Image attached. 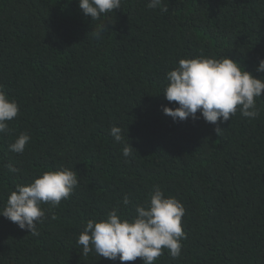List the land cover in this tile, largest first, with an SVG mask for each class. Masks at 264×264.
<instances>
[{
  "label": "trees",
  "instance_id": "1",
  "mask_svg": "<svg viewBox=\"0 0 264 264\" xmlns=\"http://www.w3.org/2000/svg\"><path fill=\"white\" fill-rule=\"evenodd\" d=\"M148 3L124 0L92 21L79 0H0V85L20 105L0 135V208L17 183L44 171L67 166L79 178L69 199L42 206L39 236L0 217V264H121L81 255L83 224L117 206L130 217L156 185L186 214L180 257L165 249L155 264H264V98L258 118L238 111L220 136L203 119L174 122L161 110L175 106L163 90L180 59L227 55L264 75L254 72L264 58V0ZM101 22L109 30L97 40L89 33ZM23 132L25 152L9 151Z\"/></svg>",
  "mask_w": 264,
  "mask_h": 264
},
{
  "label": "clouds",
  "instance_id": "2",
  "mask_svg": "<svg viewBox=\"0 0 264 264\" xmlns=\"http://www.w3.org/2000/svg\"><path fill=\"white\" fill-rule=\"evenodd\" d=\"M124 0H79L83 14L92 21L101 20L102 15L121 9ZM162 0H149L150 9L160 6ZM161 11H167L162 8ZM107 22H101L89 33L94 39H102L109 30ZM255 73L264 74V58L257 61ZM167 86L163 90L165 99L174 107L162 106V112L174 122L203 119L215 125L214 132L220 136L219 126L232 119L239 111L244 118L260 116L257 100L264 98V75L257 78L247 70L242 61L224 55L198 56L180 59L177 66L166 75ZM199 113V115H197ZM20 114L16 98L10 97L0 85V135L8 134L9 122ZM110 135L122 145L125 158L136 151L131 142L124 140V130L116 125L110 128ZM27 132L20 133L8 150L23 154L30 143ZM8 171L18 174L20 169L6 165ZM81 178V177H80ZM79 186L78 172L67 166L44 171L30 183H17L10 192L6 204L0 208V217L16 224L19 229L39 236V226L47 219L42 207L45 203L53 208L67 200ZM127 207L131 200L123 199ZM134 214L126 217L119 206L112 208L104 218L89 219L83 224L77 244L82 246L81 255L90 253L110 261L117 259L121 264L142 259L143 264H155L167 249L172 258L180 257L185 233L182 218L186 214L183 203L175 196H166L159 185L153 187L148 199L133 205ZM57 217L52 215L51 219Z\"/></svg>",
  "mask_w": 264,
  "mask_h": 264
}]
</instances>
